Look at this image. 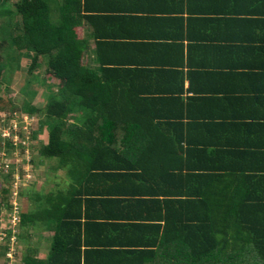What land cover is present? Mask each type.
I'll return each instance as SVG.
<instances>
[{
  "label": "trees",
  "instance_id": "trees-1",
  "mask_svg": "<svg viewBox=\"0 0 264 264\" xmlns=\"http://www.w3.org/2000/svg\"><path fill=\"white\" fill-rule=\"evenodd\" d=\"M55 3L58 0H21L14 12L1 10L8 12L12 25L4 28L0 51L7 46L14 54L33 52L34 64L40 57H48L49 68L65 84L48 97L41 109L24 103L26 114L43 113L50 121L46 125L49 140L39 149V156L57 162V168L66 171L70 182L58 183L48 198H40L43 201L37 198L32 210L21 216V228L42 225L53 230L55 241L61 242L60 253L78 256L76 264H81L85 237L82 231L97 228V236H103V231L107 234L97 241L86 235L87 260L102 253L91 248L116 242L104 221L107 209L101 206L89 213L83 211L84 205L111 195L118 196L117 204L125 209L131 199H126L123 206L119 196L128 194L147 209L157 203L152 200L154 188L161 191L164 185L173 192L168 195H180L161 205V210L169 212L165 221L168 244L162 247L165 259H159L155 250L131 248L114 250L115 264H120V255L128 256L124 261L127 264H264V122L247 118L238 119L235 125L198 121L194 126L201 130L209 129L211 122L220 129L225 127L236 143L227 150H217L216 142L199 141L202 145L197 148L204 149L191 153L198 160L190 161L186 172L176 166L168 168L169 183L163 184L158 178L166 174V157L156 151L159 146L179 144V125L164 118L173 105L168 101L160 104V99L122 102L132 92L123 87L130 74L111 69L118 68V62L112 60L101 61L106 68L101 73L88 69L84 64V43L77 32L83 19L78 2L63 0L54 8ZM106 19L115 20L113 16ZM258 51L264 57V47ZM10 65L0 70V82ZM235 78L236 83L243 79L238 73ZM170 96V101H176L174 92ZM10 108L11 103L0 96V113H7ZM72 113L79 116L70 123L68 115ZM44 128L40 120V132ZM154 176L162 183L156 182ZM125 188L128 191L122 192ZM178 188L179 193H175ZM2 207L0 202V214ZM122 214V219H130L125 212ZM68 241L78 245H69ZM108 260L111 259H107V264Z\"/></svg>",
  "mask_w": 264,
  "mask_h": 264
},
{
  "label": "crops",
  "instance_id": "crops-1",
  "mask_svg": "<svg viewBox=\"0 0 264 264\" xmlns=\"http://www.w3.org/2000/svg\"><path fill=\"white\" fill-rule=\"evenodd\" d=\"M75 1L83 16L77 32L85 47V66L101 73L106 69L101 66V61L118 62V68L111 69H122L131 76L130 80L123 82V87L130 88L132 92L122 102H140L143 99L157 102L160 99V104L168 101L173 105L164 113V118L179 125L176 128L179 144L177 147L159 146L156 151L166 157L163 160L166 174L158 178L163 184L169 183L168 168L176 166L186 172L189 162L198 160L195 155L192 158L191 153L204 149L197 148L202 145L199 141L216 142L217 150H227L230 144L236 143L224 126L225 129H220L211 122L209 129L201 130L194 126L198 121L235 125L238 119L247 118L264 122V106L261 105L264 103V57L258 51L264 47V0ZM59 3L63 0H58ZM58 4L55 3L54 8ZM110 16L115 20L106 19ZM236 73L244 80L238 79L236 83ZM172 92L176 101H170ZM162 186L161 191L154 188L152 200L157 203L147 209L128 194L119 196L123 199V206H126V199H131L125 209L117 204L118 196L111 195L101 196L103 198L84 205V212L97 211L101 206L107 209L104 221L113 231L109 232L116 237V242L91 248L102 253L96 259L90 257L92 260H87L86 235L97 241L107 234L103 231V236H97V228L82 231L85 237L81 264H107V259L112 260H108V264H115L113 251L131 248L155 250L159 259H165L162 247L168 244L165 241V221L169 212L161 210V205L165 200L180 195H168L173 193L170 187ZM179 188L174 192L179 193L176 192ZM127 191L125 188L122 192ZM122 211L130 219H122ZM130 225L133 229L126 228ZM37 229L40 231L38 238L30 242L33 245H28L25 253H20L18 264L79 262L76 255L60 253L58 244L61 242L55 241L53 230L44 229L42 225ZM55 246L54 256H51ZM127 258V255H120L117 259L124 264ZM14 261L7 262L12 264ZM1 262L7 264L5 260Z\"/></svg>",
  "mask_w": 264,
  "mask_h": 264
},
{
  "label": "rangeland",
  "instance_id": "rangeland-1",
  "mask_svg": "<svg viewBox=\"0 0 264 264\" xmlns=\"http://www.w3.org/2000/svg\"><path fill=\"white\" fill-rule=\"evenodd\" d=\"M20 1L0 0V43L4 40V28L12 25L8 12L1 13V10L14 12ZM25 52L21 56L10 53L7 46L0 51V70L11 64L4 81L0 82V96L11 103L7 113H0V202L3 204L0 214V264H3L2 260L7 264L10 260L17 262L22 256L20 253H25L28 245H33L30 242H35L40 234L37 228L19 227L20 217L32 210L37 198H48L58 183L66 185L70 182L66 171L57 168V162L45 160L38 154L39 149L48 143L46 125L50 121L43 113L30 116L23 111L24 103L41 109L48 97L57 94L65 84L49 68L48 57H40L34 64L35 54ZM75 116L79 114H69L68 121L73 123ZM40 120L45 125L43 132L39 130Z\"/></svg>",
  "mask_w": 264,
  "mask_h": 264
},
{
  "label": "clouds",
  "instance_id": "clouds-1",
  "mask_svg": "<svg viewBox=\"0 0 264 264\" xmlns=\"http://www.w3.org/2000/svg\"><path fill=\"white\" fill-rule=\"evenodd\" d=\"M19 217H20V216H19ZM20 218H21V217H20ZM19 223L21 224V222H19ZM20 224H19V225H20Z\"/></svg>",
  "mask_w": 264,
  "mask_h": 264
}]
</instances>
